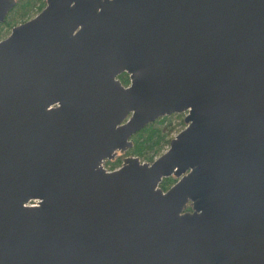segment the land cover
Wrapping results in <instances>:
<instances>
[{
	"label": "water",
	"instance_id": "water-1",
	"mask_svg": "<svg viewBox=\"0 0 264 264\" xmlns=\"http://www.w3.org/2000/svg\"><path fill=\"white\" fill-rule=\"evenodd\" d=\"M186 112L153 163L104 167ZM0 264H264V0H47L14 27Z\"/></svg>",
	"mask_w": 264,
	"mask_h": 264
},
{
	"label": "trees",
	"instance_id": "trees-1",
	"mask_svg": "<svg viewBox=\"0 0 264 264\" xmlns=\"http://www.w3.org/2000/svg\"><path fill=\"white\" fill-rule=\"evenodd\" d=\"M23 1L24 0H17V4L12 9V13H14V11H18V12L24 11V10L26 11V8L29 9L31 7V4H22ZM44 6H45V2H42V8ZM24 12L22 13V15L24 14ZM118 79L122 82L124 86H128L130 84V78L127 73L121 74L118 77ZM177 116L180 117L179 114H177ZM169 118L170 117L160 118L156 120L155 122L146 126L144 129H142L138 133H136L132 137L133 147L126 153L122 155H118L114 160L106 161L105 167L108 168L109 170H114L116 168H119L123 163V159L131 155L137 156L142 161L153 163L155 156L159 155L164 145L170 142V139H168V134L170 132V126H168L167 128L166 126L160 125L161 122H164L165 120H169ZM169 122H171V120ZM177 124L184 125V119H182L181 122ZM176 182H177V179L172 176V177L164 179L161 182L160 187L163 189V191H167ZM191 210H192V207H191V204H189L186 211H191Z\"/></svg>",
	"mask_w": 264,
	"mask_h": 264
},
{
	"label": "rangeland",
	"instance_id": "rangeland-1",
	"mask_svg": "<svg viewBox=\"0 0 264 264\" xmlns=\"http://www.w3.org/2000/svg\"><path fill=\"white\" fill-rule=\"evenodd\" d=\"M42 2H45V6L43 8H42ZM22 4H31V7L29 9L26 8V11L24 10L25 12L24 11H20V12L14 11V13H12V10L9 12V14L6 18V21L3 24H0V40L8 37L11 34L12 29L14 27H16V26H18L24 22H27V21L35 18L38 14H40L43 11V9L46 7L47 0H41V1L40 0H24L22 2ZM23 12H24V14L22 15ZM179 115H180V117H178L177 114H173L171 116H168V117H170L169 120H165L164 122L160 123V125L166 126L167 128H168V126H170V132L168 134V139H170V142L168 144L164 145L160 154L155 156L154 161L169 150L171 141L174 138H176V136L186 128L185 121H184V125L183 124L178 125L177 123L181 122L182 119H185L187 114L184 113V114H179ZM170 120H171V122H169ZM131 140H132V138H131ZM132 156L137 157L134 155L127 156V157H132ZM127 157H125V158H127ZM141 162L148 163V162L142 161V160H141Z\"/></svg>",
	"mask_w": 264,
	"mask_h": 264
},
{
	"label": "flooded vegetation",
	"instance_id": "flooded-vegetation-1",
	"mask_svg": "<svg viewBox=\"0 0 264 264\" xmlns=\"http://www.w3.org/2000/svg\"><path fill=\"white\" fill-rule=\"evenodd\" d=\"M6 38H7V37H6ZM4 39H5V38H4ZM4 39H1V40H4ZM1 40H0V41H1ZM118 155H122V154H118ZM118 155H117V156H118ZM121 166H122V165H121ZM121 166H120V167H121ZM120 167H119V168H120ZM117 169H118V168H116V169H114V170H117ZM114 170H112V171H114ZM165 192H166V191H165Z\"/></svg>",
	"mask_w": 264,
	"mask_h": 264
}]
</instances>
